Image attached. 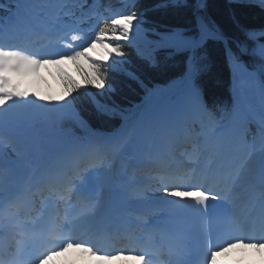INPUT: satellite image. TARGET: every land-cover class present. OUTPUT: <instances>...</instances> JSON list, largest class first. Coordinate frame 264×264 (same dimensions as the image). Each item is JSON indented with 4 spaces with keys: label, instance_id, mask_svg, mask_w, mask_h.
Masks as SVG:
<instances>
[{
    "label": "bare ground",
    "instance_id": "6f19581e",
    "mask_svg": "<svg viewBox=\"0 0 264 264\" xmlns=\"http://www.w3.org/2000/svg\"><path fill=\"white\" fill-rule=\"evenodd\" d=\"M110 16L112 17L114 28L117 31V36L126 41L127 34L124 31L123 25L132 19V15L122 14L118 10L113 12L112 10ZM31 26H36L37 29L33 27L31 29ZM22 29L28 33L26 38L33 48L31 55L38 54L36 51H40L42 48L44 49L43 53H57L59 51L54 45L58 39L57 36L60 34L58 26L54 27L53 24H47L42 20L40 22L38 19L32 23L28 21ZM18 31V34L21 36L23 32ZM6 33L10 34L8 31ZM40 33L44 34L42 41L37 39V34L40 35ZM113 40L114 38L112 36L102 35L94 46L87 50V55L93 60L115 63L118 59L115 50H121V47L119 43L115 44ZM59 56L62 55L45 56L41 60L40 70L34 77H30L27 80L26 88L32 91L33 88H39V85H43L45 87V96L47 95L53 101V96L56 94L59 100L67 107L68 103L62 94L63 86L60 83V77L56 69L68 73L73 72V69L70 60L65 57L59 58ZM195 96L197 95L192 93V97L189 100L192 101L195 99ZM42 99L45 102L46 99L44 96ZM236 105L234 121L231 125L223 128H212L214 131H208L209 129L204 130L205 151H202L197 156V161L202 165L200 174L210 176V173H212V176L216 175L219 177L218 180L225 184L227 192L230 195L228 198L233 205L240 212L247 210L248 215L253 216L257 214L258 207L264 204V195H262V192L256 190L257 178L264 174V91L258 86L252 85L239 97ZM17 107H20L22 113L14 114V116L10 117L11 120L0 117V154L2 153V139L4 137H10L13 134L11 122L20 123L24 117L23 113L30 109V105L23 102H20ZM149 111L150 109L148 108L145 111L146 113L141 115L142 119L144 116L146 117ZM181 114H185L184 106L179 108L174 114L161 116L155 120L156 122L154 121L155 123L153 122V130L155 129L157 131L156 135L158 134L160 136L158 143L153 142L155 132L152 129L147 131L145 126V122L147 121L142 122V119L139 122L140 128L136 126L135 133L133 132L134 134L132 133L127 136L124 142H121L120 134L105 138H95L94 141L87 144V149H95L101 153L105 148H109V151L106 153L108 156L110 154V156L101 163L94 162L88 165L92 169H89L83 174V184H86L91 179H99L101 182L102 197L104 198L103 201L105 204L108 203V197L112 193L113 185L120 183L123 175L127 177L133 175V173L130 175L131 171L128 170V167L133 165L136 158L141 157V152H147L149 157L152 154L156 156V154H161V152L166 151L167 147H170L168 145L177 140V132L171 125L173 119H176ZM249 119H252L257 124L259 134L255 141L252 143L247 142L246 145L241 146V144H238L237 137L232 136L230 131L236 128L239 130ZM52 147L57 148V145H49V143H46L40 138L34 137L24 143L22 150L16 158L0 160V206L5 202L4 195L6 193L10 195L14 192L16 185L18 186L16 170L18 171L20 169L22 173L27 175V186L29 187L27 190L30 191L32 188L43 185L47 174H66L68 166L71 165L70 163H76L81 158H84L83 155L80 158H72L76 154H81L79 152L80 150H76L73 153L74 146H64L61 149L58 148L55 153L56 157L62 155L57 165L53 168L48 167L45 165V159L51 155L50 148ZM111 152L113 153L111 154ZM31 154H33L32 157H30ZM70 155L72 156L69 157ZM75 169V167H72V170ZM223 178L225 180H221ZM158 191L156 187H153L148 196L152 195L155 202H157V199L162 201L167 199L169 203V201L174 199L171 196L172 191L168 194L163 191ZM21 192L23 193V190ZM255 203L257 206L253 208ZM156 206L160 208V212L164 213L161 205L157 204ZM74 209L75 207L72 206L68 214L63 216L68 224V233L74 240L73 244L68 249L63 250L62 253L47 256L41 264H144L142 261L137 260L131 252H115L108 255L100 253L91 254L86 245V241H90L92 238L93 230H91V227L100 218V214L103 212V205H93L92 209L89 208L91 210L86 211L82 216L76 214L74 216L72 213ZM9 213L10 215L7 214L0 218V221H6L5 225L4 223H0L1 229L11 227L10 222L16 221V217L22 214V211L18 210L14 212L10 210ZM39 214L44 215V213ZM174 226V222L170 221L162 225L164 229L169 227V230L174 228ZM77 236L82 237L84 240H76ZM183 236L184 238L188 237V241L182 244L185 251L189 252V234H184ZM10 250L14 251L15 248L11 246ZM225 262H231L233 264H264V243L261 244L259 240L248 238L245 242H239L221 252L212 264ZM11 264L17 263L13 261Z\"/></svg>",
    "mask_w": 264,
    "mask_h": 264
},
{
    "label": "snow or ice",
    "instance_id": "6c2138e0",
    "mask_svg": "<svg viewBox=\"0 0 264 264\" xmlns=\"http://www.w3.org/2000/svg\"><path fill=\"white\" fill-rule=\"evenodd\" d=\"M129 2L132 19L123 25L128 51L115 50L118 59L113 71L135 81L144 91L146 103L154 99L165 101L178 93L192 91L194 84L212 67L207 55L210 41L223 48L230 73L228 88L236 100L252 85L264 91V27H244L233 15L239 33L230 36L208 15V0H159L154 5L155 9L183 10L190 13L193 20L191 27L162 30L147 21H141L140 12L135 7L136 0H122V3ZM228 4H250L264 12V0H228ZM121 42L125 43L123 39ZM133 59L154 69L170 65L182 74L165 81H145L141 73L128 67ZM98 86L114 92V88L103 81ZM93 107L104 116L116 111L111 99H97Z\"/></svg>",
    "mask_w": 264,
    "mask_h": 264
},
{
    "label": "trees",
    "instance_id": "16d2710c",
    "mask_svg": "<svg viewBox=\"0 0 264 264\" xmlns=\"http://www.w3.org/2000/svg\"><path fill=\"white\" fill-rule=\"evenodd\" d=\"M11 0H0V2ZM118 0H88L84 11L87 14L93 11H103L107 5H116ZM159 0H136L135 7L145 17L150 25L165 28L191 27L193 20L190 13L176 9H155L154 5ZM131 7V6H130ZM208 15L220 26L225 34L234 36L239 33L232 17L235 15L240 25L247 28L264 27V12L250 4L229 5L228 0H208ZM105 31H111L108 24ZM127 50V46H125ZM207 55L212 67L209 72L203 74L194 84L202 91V103L208 118L216 122L224 123L230 119L233 96L228 88L230 73L221 45L209 42ZM141 73L142 77L156 81H165L182 74L176 67L164 65L160 68H149L141 62L133 59L128 65ZM79 77L89 87L81 88L76 81L69 84L71 98L81 121L80 127L73 116H64L60 121V129L66 131L82 130L84 132H117L122 123L135 116L145 105V93L135 81L125 79L122 75L113 71L115 66L101 63L83 62L77 58ZM107 83L114 86V92L109 88L102 90L94 86V82ZM111 99L116 105V111L108 116L100 115L93 107L97 99Z\"/></svg>",
    "mask_w": 264,
    "mask_h": 264
},
{
    "label": "rangeland",
    "instance_id": "374dc122",
    "mask_svg": "<svg viewBox=\"0 0 264 264\" xmlns=\"http://www.w3.org/2000/svg\"><path fill=\"white\" fill-rule=\"evenodd\" d=\"M29 1H30V3L27 4L28 8H26L27 6L26 7L21 6L19 9L21 12L23 11V14L25 16L30 15V12H32V9H35L33 7V4H37V7L39 8L40 7V4H39L40 1L43 2L45 0H37V3L35 2L36 0H29ZM38 1H39V3H38ZM60 3H61L60 0H52L50 3V6H49L50 8L45 9L43 7L44 12L41 14V17L45 18V20L48 19L49 17H51V18L56 17V14L60 12V11L58 12ZM126 4L127 3H125L124 5H126ZM123 11H126V10L123 9ZM17 18H19L21 20L26 19L23 16H17ZM111 19H112V17H111ZM28 21L29 20H24L22 25L19 24V28L22 29V27H24L25 24L28 23ZM39 21L41 22V20H39ZM58 24L61 26H66L67 28H71V26L74 25V22L71 19H66L65 15H63L60 17ZM82 26L83 25H81L78 22V24L76 26H74V28H77L78 29L77 32H79L80 34L81 33L83 34V40H85L86 38L84 37V35H86V32H82V31H84V29H81ZM111 26L114 30V33H116V30L113 27L112 23H111ZM18 30H20V29H18ZM114 33H113V36L115 39L113 41L117 40V35H115ZM93 36H96V35L92 32L91 35L89 34V37L87 39L89 40V39L93 38ZM66 40H67V38L64 39V41H66ZM83 40L77 39V41H79V43H80V41H83ZM123 44L124 43L120 42L121 48L124 47ZM125 44H126V42H125ZM60 46L62 49L68 51V45L65 42H62L60 44ZM31 56H33V55H31ZM22 57H23L22 58L23 60L21 61L22 65L20 66V68L18 70L14 71L15 69H13V67H14L13 64L17 63L15 56L12 55L11 53L0 54V79H2L4 74H7V78H8V80H7L8 82H7V86H6L5 90H8L9 93H11V91L15 92L16 94L18 93V95H16V96H12L10 98L8 96H5L4 99H0V117L3 119H10V117L14 116V114H16V113L19 114L21 112V109H20V107H17V105L20 103L19 102L20 100L21 101L25 100V102H27L30 105V109L27 112L23 113L24 117L20 123H15L13 121L11 122V128L13 129V132H12L13 134H12V136L10 135V137H13L12 138L13 140L11 138H6V139L9 141L10 148L12 149V154L10 153L11 152L10 150L9 151L7 150V153L12 155V157L18 156V153L21 151L20 149H22L23 144L25 142H27L28 138H31V137H40L41 140L45 141L46 143H51V142H59V143L60 142H67V143L72 142V143H74L76 141V138L74 136H72L73 133H59L52 127L53 126L52 124L54 122L56 123V121H58L61 116L68 114V113L75 115L74 114V108L71 104L70 95L67 91V88H69L67 82L70 80V78L74 79V77L71 76L70 74H68V72L62 71L60 69H56V72H58V74L60 75L59 77H61L62 81L67 84V88L65 85V89H64V86L62 89V94L68 103L67 104L68 106L65 107V105L59 100V98L56 94H54V96H53V101H51V98L47 97V95L45 96V94H46L45 93V87L43 85H39L38 86L39 88H37V87L33 88L32 91L27 90L25 82H27V80L30 77H34V75L40 70L39 69V68H41L40 67V60L38 58L32 59L30 57H24V56H22ZM83 58H85L86 60L87 59L90 60L85 54H83ZM4 61H6L8 63L6 67H3V65L1 64V62H4ZM114 64L116 65V62ZM71 73H73V72H71ZM20 76H21V78H20ZM75 78H77V77L75 76ZM24 83H25V90L28 93H33L32 95L26 94L24 92ZM98 85H99L98 83H96V82L94 83V86H97L100 90L101 88ZM86 86L89 87L88 84ZM23 94H25V95H23ZM43 96L46 99L45 102L42 99ZM190 97H192V91L178 93L173 98L165 100V101H159V100L154 99L153 101L146 103L143 106V108L140 110L138 115H136L133 119H131L129 122H127L126 124L123 125V130H122V132L119 133L121 142H124L126 140V137L129 136L130 134H132L133 132L135 133L136 126H138L137 128H140L139 122L142 119L141 115L146 113L145 111H147L148 108L150 109L149 113H147L146 117L144 116L145 118L143 117V119H142V122L147 121V122H145V126L147 128V131H150L151 129L153 130L152 126H153V122L155 120L159 119L161 116L172 115L175 112H177V110L179 108H181L183 106L187 110V115L189 113L194 115L195 121L197 123H199L202 116L204 115L203 107H202V105L199 104V98L198 97H195L197 99H193L192 101L189 100ZM25 102H23V103H25ZM70 104H71V106H70ZM194 107H195V110H194ZM44 122H46V124H43ZM187 123H189V121L187 120V116L179 115L178 118L176 117V119H173L171 126L174 130H176V126H178V124H179L180 128L183 127V129H186ZM20 125H22V126H20ZM243 126H244V124L242 125V127ZM242 127H240L241 130H242ZM14 128H15V131H14ZM33 128H37L38 129L37 132H40V135H30L31 133L29 131H30V129H33ZM241 130H240V132H238L239 130H237V128H236L235 130L230 131V133L232 136L237 137L238 144L241 142V145H243V143L245 142L244 135H243L244 129H243L242 133H241ZM208 131H214V129L211 128ZM2 133L4 134L3 130H2ZM256 138H257V133L248 140L249 143H252L253 141H255ZM101 150H103V149H101ZM102 152L103 151H101V153ZM105 152H107V151H105Z\"/></svg>",
    "mask_w": 264,
    "mask_h": 264
}]
</instances>
